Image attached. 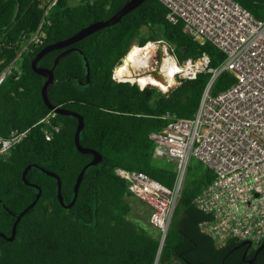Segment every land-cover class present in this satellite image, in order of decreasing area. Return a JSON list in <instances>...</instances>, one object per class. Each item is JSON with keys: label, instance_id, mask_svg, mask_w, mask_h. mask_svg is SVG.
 <instances>
[{"label": "trees", "instance_id": "obj_1", "mask_svg": "<svg viewBox=\"0 0 264 264\" xmlns=\"http://www.w3.org/2000/svg\"><path fill=\"white\" fill-rule=\"evenodd\" d=\"M54 0H0V73L14 62L17 74L6 75L0 83V138L13 132L26 136L8 156L0 157V233L10 237L14 215L34 200L37 191L22 180L29 165L58 176L65 204L73 199V189L82 168L92 156L80 154L74 144L77 120L55 114L52 126H59L45 140L46 124L52 114L44 104L41 89L45 79L36 75L30 61L45 46L63 41L82 28L107 20L127 0H79L70 7L57 0L43 23L45 38L32 45L18 59L17 54L36 31L45 11ZM256 19L264 21V0H234ZM168 10L158 0H147L125 15L118 24L104 28L83 40L46 54L38 66L50 69L63 51H80L89 67L88 86L83 58L67 54L54 70L48 97L56 108L73 112L83 120L80 144L102 156V161L86 170L75 202L64 209L57 199V182L37 169L26 180L40 188L35 206L16 226L14 239L0 238V264H264V247L256 249L231 240L216 248L203 234L200 223L209 216L200 212L194 200L211 183L212 173L192 160L180 198L160 247L157 238L128 219L131 197L118 170L142 172L171 188L175 173L154 164L150 133H162L171 119H191L196 114L210 74L186 80L168 97L157 91L120 84L115 90L113 69L141 29V46L147 41H163L179 62L206 54L210 68H217L223 54L212 44L203 46L183 32V22L166 18ZM235 79L220 74L209 89L215 96L228 89ZM157 229V228H156ZM158 231V229H157ZM252 261V263H250Z\"/></svg>", "mask_w": 264, "mask_h": 264}, {"label": "built area", "instance_id": "obj_2", "mask_svg": "<svg viewBox=\"0 0 264 264\" xmlns=\"http://www.w3.org/2000/svg\"><path fill=\"white\" fill-rule=\"evenodd\" d=\"M56 1L48 6L16 59L45 38L44 18ZM158 1L168 10L169 21L181 20L185 34L201 46L212 44L224 59L217 68H210L205 53L182 62L176 59L181 83L201 74H210V79L193 118L171 119L162 133L148 136L153 144L152 158L175 165L173 186L166 187L142 172L118 170V174L128 193L149 208V223L158 229L161 239L182 193L188 166L196 160L213 176L194 200L196 208L209 216L200 223V231L218 249L231 240L248 242L257 249L264 243V21L234 0ZM146 35L148 30L143 28L138 37ZM157 43L164 42L147 41L143 47ZM14 62L1 71L0 83L15 68ZM223 72L235 83L211 96L209 89ZM55 114L52 111L39 122L49 128L45 131L47 141L60 130L51 125ZM27 132L0 138V157L8 156Z\"/></svg>", "mask_w": 264, "mask_h": 264}, {"label": "water", "instance_id": "obj_3", "mask_svg": "<svg viewBox=\"0 0 264 264\" xmlns=\"http://www.w3.org/2000/svg\"><path fill=\"white\" fill-rule=\"evenodd\" d=\"M147 0H127L120 10H118L113 16H111L107 20H99L96 22H93L92 24H89L88 26L82 28L77 33H75L73 36L57 42L55 44L47 45L44 48H42L34 58L30 61V66L32 71L45 79V82L41 89V97L46 105V107L53 111L54 113L60 115V116H71L74 117L77 120V128L74 135V144L77 149V151L80 154L83 155H90L92 156V159L88 164H86L82 170L80 171L75 185L73 189V199L69 204H65L62 195H61V182L55 174L45 171L44 169L36 166V165H29L25 168V170L22 173V180L24 184H26L28 187L33 188L37 191V194L32 201V203L25 208L22 212H20L18 215H14L15 222L13 224L11 235L10 237H6L3 233H0V238L4 239L6 241H12L15 237L16 232V226L18 222L22 219V217L29 212L37 203L41 190L38 186L30 184L26 180V175L28 171L32 168L39 170L40 172L50 176L57 182V199L60 203V205L68 210L71 208L73 203L76 200L78 188L82 181V178L86 172V170L90 167L97 166L102 161V156L90 149L84 148L80 144V134L83 129V120L82 118L70 111H65L60 108H56L54 105H52L49 97H48V89L51 86V84L54 81V70L58 63L69 53L71 52H77L80 56L83 58L84 66L86 68V84L82 85L84 87L88 86V77H89V67L87 64L86 59L84 58L83 54L78 51L75 48H70L62 53H60L56 59L54 60L53 66L50 69L42 68L38 66V62L41 58H43L46 54L60 50L63 48H66L68 46H71L84 38L94 34L95 32L102 30L104 28L113 26L115 24H118L120 20L130 13L131 11L137 9L140 7L143 3H145ZM178 69V64L176 61L175 56L171 52L170 47L166 43H157V44H151L147 47L141 46V38H136L133 43L130 45L128 50L125 52L121 60L113 69V80L115 81V90H117L120 86V84L127 83L130 87L136 86L140 92H143L145 89L155 90L157 91L161 96L168 97L175 89H177L181 85V81L178 79L176 75V71ZM17 73L15 71H12L10 73V77L15 76ZM164 237L160 239V247L162 246ZM243 245H247L250 247V244L248 242H242ZM264 247V243H262L257 249L256 253L259 252ZM158 256L156 258L155 264H157ZM252 263V261H250Z\"/></svg>", "mask_w": 264, "mask_h": 264}, {"label": "rangeland", "instance_id": "obj_4", "mask_svg": "<svg viewBox=\"0 0 264 264\" xmlns=\"http://www.w3.org/2000/svg\"><path fill=\"white\" fill-rule=\"evenodd\" d=\"M70 7H74L78 5L79 0H66ZM146 31V30H145ZM144 31V32H145ZM154 164L158 167L167 169V170H175V165L171 162H168L166 160H154ZM126 201L131 207V211L128 215V219L144 229L149 235H151L154 238H157L159 236V231L155 227H153L149 223V215L150 210L142 201H140L136 197H128L126 198ZM176 264V263H173Z\"/></svg>", "mask_w": 264, "mask_h": 264}, {"label": "bare ground", "instance_id": "obj_5", "mask_svg": "<svg viewBox=\"0 0 264 264\" xmlns=\"http://www.w3.org/2000/svg\"><path fill=\"white\" fill-rule=\"evenodd\" d=\"M145 46V45H144Z\"/></svg>", "mask_w": 264, "mask_h": 264}]
</instances>
